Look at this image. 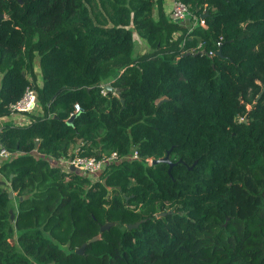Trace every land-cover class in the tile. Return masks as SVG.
Returning a JSON list of instances; mask_svg holds the SVG:
<instances>
[{
  "label": "trees",
  "instance_id": "16d2710c",
  "mask_svg": "<svg viewBox=\"0 0 264 264\" xmlns=\"http://www.w3.org/2000/svg\"><path fill=\"white\" fill-rule=\"evenodd\" d=\"M182 1L203 26L163 0H0V116L36 91L0 125V264H264V0ZM111 151L94 179L48 159Z\"/></svg>",
  "mask_w": 264,
  "mask_h": 264
},
{
  "label": "built area",
  "instance_id": "2783aa9c",
  "mask_svg": "<svg viewBox=\"0 0 264 264\" xmlns=\"http://www.w3.org/2000/svg\"><path fill=\"white\" fill-rule=\"evenodd\" d=\"M189 13L188 5L183 2L182 0H172L171 4L168 8L167 15L170 19L175 21H182L187 14ZM193 23H197L200 25H204V21L201 16H192ZM217 45L219 42H216ZM208 53H212L208 51ZM36 108V91L32 84L25 86L21 95L13 102L8 104V113L10 115H23L27 112H31ZM74 109L77 110L78 106L74 105ZM27 119V118H26ZM26 121V120H25ZM23 121V122H25ZM13 122V121H12ZM21 123V122H15ZM10 152L0 146V162L2 160L8 159L10 157ZM127 158H137L136 150H131L130 153L124 155ZM57 164L63 166L64 168H69L72 166L73 169L77 170L81 174L86 175L90 179H94L98 176L99 172L103 169L106 163L113 161L117 158V154L114 151L109 152L108 154H103L99 156L94 155H70L67 154L66 156L56 157ZM55 158V159H56ZM146 164L152 163L151 157H145L143 159Z\"/></svg>",
  "mask_w": 264,
  "mask_h": 264
},
{
  "label": "water",
  "instance_id": "95a60500",
  "mask_svg": "<svg viewBox=\"0 0 264 264\" xmlns=\"http://www.w3.org/2000/svg\"><path fill=\"white\" fill-rule=\"evenodd\" d=\"M1 15L2 14L0 13V16ZM216 53H219V49L216 50ZM107 88L112 89V87L109 85V83L103 84V89H107ZM120 100L122 102V99H120ZM72 116L73 115H71V116L68 117V119H67L68 122H70ZM167 152L168 151H166V154L163 155V156H161V157H157V158L152 159V163H155V162H158V161L167 163V172H168L169 169H170V167H171V165L173 164V162L169 160V158L167 156ZM69 168L70 169H73L72 166H70ZM0 184L4 185V181L0 180ZM7 195H8L9 198H12L13 193H12V191L10 189L7 190ZM9 212H10V216H11L12 215L11 209H9ZM137 224H138V221L131 222V223H126V227L127 228H130V227L136 226ZM108 225H109L108 222H105V223L101 224L99 226L98 232L95 235H93L90 238H88L83 243H81V245L78 248L75 249V252L80 253L83 250V248H84V246H85L86 243L91 242V241L96 240V239H99L100 238V232H101V230L104 229V228H107Z\"/></svg>",
  "mask_w": 264,
  "mask_h": 264
},
{
  "label": "rangeland",
  "instance_id": "374dc122",
  "mask_svg": "<svg viewBox=\"0 0 264 264\" xmlns=\"http://www.w3.org/2000/svg\"><path fill=\"white\" fill-rule=\"evenodd\" d=\"M169 5L170 4L166 3L165 6H169ZM192 16L193 15L189 11L187 16L182 21H180L179 24L182 26L190 25L193 22ZM132 43H133L132 54L142 53L149 49L147 42L144 40V38L139 36L134 29H132ZM34 70H35V73L38 74V66L36 63V57L34 59ZM36 78H38V75L36 76Z\"/></svg>",
  "mask_w": 264,
  "mask_h": 264
},
{
  "label": "crops",
  "instance_id": "0c3cea01",
  "mask_svg": "<svg viewBox=\"0 0 264 264\" xmlns=\"http://www.w3.org/2000/svg\"><path fill=\"white\" fill-rule=\"evenodd\" d=\"M171 1L172 0H163V10H164L165 14H167L168 8L170 6V5L169 6H165V5H166V3L167 4H171ZM36 75H38V74H36ZM36 79H37V82L40 83L39 75H38V78H36ZM26 118H27L26 114H23V115L19 114V115H16V116H13V115H10V114L1 115L0 116V125L3 122H5V121L23 122V121L27 120ZM34 152L37 153L36 151H34ZM48 159H49L50 163H56L57 164V158L55 159V158L49 157ZM0 180L4 181V186L8 185L7 181L1 175H0Z\"/></svg>",
  "mask_w": 264,
  "mask_h": 264
}]
</instances>
